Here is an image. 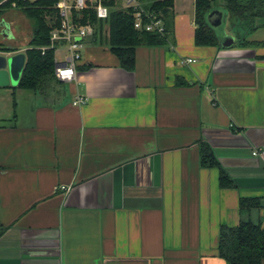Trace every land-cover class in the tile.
Wrapping results in <instances>:
<instances>
[{"label":"crops","instance_id":"0c3cea01","mask_svg":"<svg viewBox=\"0 0 264 264\" xmlns=\"http://www.w3.org/2000/svg\"><path fill=\"white\" fill-rule=\"evenodd\" d=\"M172 11L132 69L98 38L73 80L0 86V264H228L221 225L261 216L240 198L264 204V16L198 45L195 0ZM205 144L233 186L201 164Z\"/></svg>","mask_w":264,"mask_h":264},{"label":"trees","instance_id":"16d2710c","mask_svg":"<svg viewBox=\"0 0 264 264\" xmlns=\"http://www.w3.org/2000/svg\"><path fill=\"white\" fill-rule=\"evenodd\" d=\"M46 2V0H41L35 5L25 3L19 8L33 21V32L25 49V65L16 86L42 92L61 81L55 75L54 49L49 47L43 50L41 48L49 44L50 24L45 17ZM145 4L149 8L158 10L164 20L165 32L136 29L130 10L112 9L105 20H98L95 15H92L93 22L95 21L98 25V33L102 31L105 23L109 24L110 34L105 42L118 56L121 66L126 69L134 68L135 51L139 45L165 43L173 24L174 0H147ZM215 6L225 7L228 16L233 20L232 23L243 21L248 23L249 27L253 26L256 17L264 16V0H195V22L197 24L195 43L198 45H220L217 33L206 19L207 11ZM4 7L8 8L10 5H1L0 12ZM241 38L243 37H240V40ZM1 43L0 48L3 50L17 49L12 46H2ZM201 164L218 166L220 185L233 186L232 177L219 164L214 151L207 144L201 147ZM240 207L243 210L259 208L262 214L258 218L241 219L236 225H221L217 243L218 254L228 264H264V204L260 197H242Z\"/></svg>","mask_w":264,"mask_h":264},{"label":"built area","instance_id":"2783aa9c","mask_svg":"<svg viewBox=\"0 0 264 264\" xmlns=\"http://www.w3.org/2000/svg\"><path fill=\"white\" fill-rule=\"evenodd\" d=\"M41 0H0V6L9 4L10 8H21L25 3L38 4ZM45 7L52 9L49 44L42 46L54 49L55 75L60 80H73L77 77V64L86 44L98 39V20H105L112 9L130 10L134 27L138 30L165 32L164 20L158 10L146 6L145 0H46ZM62 55L57 56V52ZM186 61H194L192 58ZM184 60V61H185ZM86 97L78 95L73 103H84ZM252 154L264 161V148L252 149ZM58 189L68 191L70 186L60 185Z\"/></svg>","mask_w":264,"mask_h":264},{"label":"rangeland","instance_id":"374dc122","mask_svg":"<svg viewBox=\"0 0 264 264\" xmlns=\"http://www.w3.org/2000/svg\"><path fill=\"white\" fill-rule=\"evenodd\" d=\"M147 0H145L146 2ZM46 9L45 17L50 23V16L52 14L51 11ZM232 19L228 17L226 18L222 27L218 30L221 36L228 32H232L233 34L237 33H243L245 31V28L249 25L248 23L244 24L241 23V21H237L232 23ZM6 22L9 24L11 33L13 35L12 38L7 39L3 37L2 34V28L3 26L0 24V42L1 45L5 46H12L17 48L16 50H19L18 52L25 53V49L27 48L28 41L32 35L33 32V21L26 16V14L19 8H10V7H4L2 8V11L0 12V23ZM110 34V27L108 23H105L102 27V31L98 33V38H101L102 41L105 43V39L108 38ZM102 35V36H100ZM1 52L9 53L11 50H3L0 48ZM14 51V50H12ZM57 56L62 55V53L59 51L56 53ZM254 218H258V211H256L255 214H253Z\"/></svg>","mask_w":264,"mask_h":264},{"label":"water","instance_id":"95a60500","mask_svg":"<svg viewBox=\"0 0 264 264\" xmlns=\"http://www.w3.org/2000/svg\"><path fill=\"white\" fill-rule=\"evenodd\" d=\"M228 12L223 6H215L209 9L206 13L207 22L217 33L220 45L229 46L235 42V38L232 35L224 34L220 35L218 30L222 27ZM2 28V34L6 38H12L9 24L6 22L0 23ZM25 53H0V86L16 85L19 82L22 70L25 65Z\"/></svg>","mask_w":264,"mask_h":264}]
</instances>
